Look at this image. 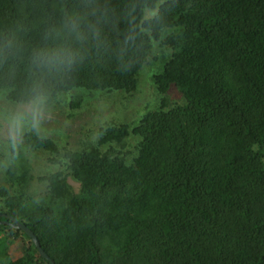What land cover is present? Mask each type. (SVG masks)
<instances>
[{
	"label": "trees",
	"instance_id": "16d2710c",
	"mask_svg": "<svg viewBox=\"0 0 264 264\" xmlns=\"http://www.w3.org/2000/svg\"><path fill=\"white\" fill-rule=\"evenodd\" d=\"M76 2L0 0V31L24 48L54 46L44 28ZM100 2L114 10L105 49L48 87L131 94L156 62V101L78 146L26 134L0 177V220L26 224L56 264H264V0ZM17 63L19 88L28 56ZM29 151L54 169L36 177ZM0 264L49 263L0 222Z\"/></svg>",
	"mask_w": 264,
	"mask_h": 264
},
{
	"label": "clouds",
	"instance_id": "9594fccd",
	"mask_svg": "<svg viewBox=\"0 0 264 264\" xmlns=\"http://www.w3.org/2000/svg\"><path fill=\"white\" fill-rule=\"evenodd\" d=\"M113 11L100 0H77L71 10L62 7L60 24L44 28L45 38L51 34L54 46L24 48L15 32L0 31V76L6 74L9 80L8 87H0V144L16 150L26 134L41 129L59 98L48 87L47 78L63 79L93 49L97 54L103 52L108 43L105 29ZM128 15L131 23L134 17L131 12ZM25 55L27 76L18 88L17 61Z\"/></svg>",
	"mask_w": 264,
	"mask_h": 264
},
{
	"label": "rangeland",
	"instance_id": "374dc122",
	"mask_svg": "<svg viewBox=\"0 0 264 264\" xmlns=\"http://www.w3.org/2000/svg\"><path fill=\"white\" fill-rule=\"evenodd\" d=\"M171 53L172 50H168L164 55ZM155 54L157 56L161 54L158 47L155 49ZM160 62L161 59L158 63ZM155 63L142 69L138 76L137 90L131 94H127L125 91H88L79 88L62 95L52 105L51 117L37 132L52 137L57 142H69L73 146H78L96 137V130L106 120L122 119L130 122L138 120L145 111L146 105H152L156 101V93L151 82V71H153ZM74 100L80 101V104L71 107V102ZM151 108L147 107L146 110ZM20 145H26L24 139ZM10 152L11 150L6 145L0 144V177L3 175V169L7 165ZM29 152L32 156L36 177L54 169L40 152L35 154ZM68 180L75 188L79 187V183L73 178L69 177ZM8 253L11 258H16L21 256L22 251L19 245L17 247L13 243L9 246Z\"/></svg>",
	"mask_w": 264,
	"mask_h": 264
},
{
	"label": "water",
	"instance_id": "95a60500",
	"mask_svg": "<svg viewBox=\"0 0 264 264\" xmlns=\"http://www.w3.org/2000/svg\"><path fill=\"white\" fill-rule=\"evenodd\" d=\"M10 220H0V222L2 223H7L10 224L11 226L15 227V228H19L24 230L26 233L29 234V236L32 238L33 242L35 243L39 253L43 256V258L49 263V264H56V262L49 256V254L43 249V247L41 246L37 236L35 235V233L32 231L31 228H29L26 224H24L23 222L19 221L18 219H15L14 217H9Z\"/></svg>",
	"mask_w": 264,
	"mask_h": 264
}]
</instances>
